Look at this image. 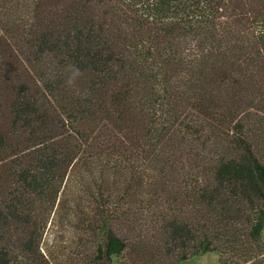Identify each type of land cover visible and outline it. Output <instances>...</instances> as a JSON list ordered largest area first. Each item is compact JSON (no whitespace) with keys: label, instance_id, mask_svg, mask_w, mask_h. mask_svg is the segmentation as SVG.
Instances as JSON below:
<instances>
[{"label":"trees","instance_id":"1","mask_svg":"<svg viewBox=\"0 0 264 264\" xmlns=\"http://www.w3.org/2000/svg\"><path fill=\"white\" fill-rule=\"evenodd\" d=\"M0 27V264H48L55 206L89 264H263L264 0H0Z\"/></svg>","mask_w":264,"mask_h":264},{"label":"rangeland","instance_id":"2","mask_svg":"<svg viewBox=\"0 0 264 264\" xmlns=\"http://www.w3.org/2000/svg\"><path fill=\"white\" fill-rule=\"evenodd\" d=\"M2 34H4V31L0 27V35ZM112 162L115 168L121 164V161L116 162L113 160ZM122 167L123 164L119 168ZM74 185L76 184L74 183ZM76 190L77 186L75 187ZM56 210L57 206L54 208L51 221L41 242V247L48 259V264H89L87 262L89 247L95 246L98 241V235L94 230V226L87 220L86 225L82 226L84 224L83 221L78 219L73 211H69V216L68 212L64 211V209H59L55 213ZM85 210L86 213L89 212L87 207ZM262 244L264 249V236ZM134 253L133 249L129 248L121 256L114 257L112 264H141L140 259ZM182 264L223 263L218 253L209 252L193 261H187Z\"/></svg>","mask_w":264,"mask_h":264},{"label":"clouds","instance_id":"3","mask_svg":"<svg viewBox=\"0 0 264 264\" xmlns=\"http://www.w3.org/2000/svg\"><path fill=\"white\" fill-rule=\"evenodd\" d=\"M78 71V70H77Z\"/></svg>","mask_w":264,"mask_h":264}]
</instances>
